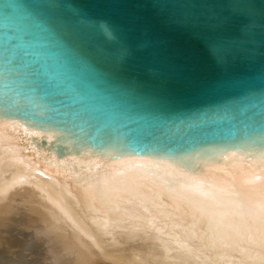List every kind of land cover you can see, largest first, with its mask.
Returning <instances> with one entry per match:
<instances>
[{"label": "water", "instance_id": "obj_1", "mask_svg": "<svg viewBox=\"0 0 264 264\" xmlns=\"http://www.w3.org/2000/svg\"><path fill=\"white\" fill-rule=\"evenodd\" d=\"M11 125L80 175H264V0H0V130Z\"/></svg>", "mask_w": 264, "mask_h": 264}, {"label": "bare ground", "instance_id": "obj_2", "mask_svg": "<svg viewBox=\"0 0 264 264\" xmlns=\"http://www.w3.org/2000/svg\"><path fill=\"white\" fill-rule=\"evenodd\" d=\"M8 128L0 264H260L264 175L211 184L148 163L80 175L39 160Z\"/></svg>", "mask_w": 264, "mask_h": 264}, {"label": "snow or ice", "instance_id": "obj_3", "mask_svg": "<svg viewBox=\"0 0 264 264\" xmlns=\"http://www.w3.org/2000/svg\"><path fill=\"white\" fill-rule=\"evenodd\" d=\"M258 243L264 249V207L261 208L258 229ZM260 264H264V256L261 257Z\"/></svg>", "mask_w": 264, "mask_h": 264}]
</instances>
